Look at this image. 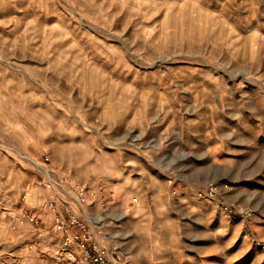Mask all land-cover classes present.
I'll use <instances>...</instances> for the list:
<instances>
[{
  "label": "rangeland",
  "instance_id": "374dc122",
  "mask_svg": "<svg viewBox=\"0 0 264 264\" xmlns=\"http://www.w3.org/2000/svg\"><path fill=\"white\" fill-rule=\"evenodd\" d=\"M49 177L128 264H264V0H0V264L66 253Z\"/></svg>",
  "mask_w": 264,
  "mask_h": 264
},
{
  "label": "built area",
  "instance_id": "2783aa9c",
  "mask_svg": "<svg viewBox=\"0 0 264 264\" xmlns=\"http://www.w3.org/2000/svg\"><path fill=\"white\" fill-rule=\"evenodd\" d=\"M45 187L54 195V199L50 200L47 205L53 217L52 231L60 238L66 250V253L55 257L51 264H128L116 251L99 246L89 237L86 223L77 216L83 211L86 203L83 189L73 188L76 195L72 196V193L61 182L50 177L47 178ZM15 221L39 227V221L32 215L19 216ZM72 249L80 251L81 255L66 257L65 255Z\"/></svg>",
  "mask_w": 264,
  "mask_h": 264
},
{
  "label": "crops",
  "instance_id": "0c3cea01",
  "mask_svg": "<svg viewBox=\"0 0 264 264\" xmlns=\"http://www.w3.org/2000/svg\"><path fill=\"white\" fill-rule=\"evenodd\" d=\"M30 194H32L31 195V200H30V202H29V205H31L32 207H34V205H35V203L39 200V197H38V193L36 192V191H32V192H30L29 193V195ZM20 216H24V215H20ZM50 225H51V227H52V230H53V217L51 216V220H50ZM17 223H19V226L17 225ZM25 222H23V223H20V222H16L15 221V224H14V226H13V229H17V228H24L25 227ZM28 224V223H27ZM30 225V224H29ZM27 226V225H26ZM31 226V225H30ZM27 232H38V231H41V230H33V229H29L28 227H27V230H26ZM20 236L21 237H29L30 235L29 234H26L25 232H23V231H21V234H20ZM20 237V238H21ZM85 237V236H84ZM19 241H21V240H19ZM72 255H76V256H80L81 255V252L80 251H78V250H76V249H72L71 250V252L70 253H67L65 256L66 257H73Z\"/></svg>",
  "mask_w": 264,
  "mask_h": 264
}]
</instances>
